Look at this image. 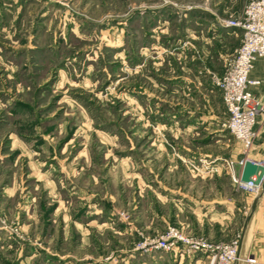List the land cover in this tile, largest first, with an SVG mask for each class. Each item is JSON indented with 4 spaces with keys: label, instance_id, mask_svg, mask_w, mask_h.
Returning <instances> with one entry per match:
<instances>
[{
    "label": "rangeland",
    "instance_id": "374dc122",
    "mask_svg": "<svg viewBox=\"0 0 264 264\" xmlns=\"http://www.w3.org/2000/svg\"><path fill=\"white\" fill-rule=\"evenodd\" d=\"M243 5L35 0L0 22V264H105V222L145 235L160 180L185 189L209 175L232 191L223 161L244 148L214 76Z\"/></svg>",
    "mask_w": 264,
    "mask_h": 264
},
{
    "label": "crops",
    "instance_id": "0c3cea01",
    "mask_svg": "<svg viewBox=\"0 0 264 264\" xmlns=\"http://www.w3.org/2000/svg\"><path fill=\"white\" fill-rule=\"evenodd\" d=\"M34 2L35 0H0V22L4 23V20L9 22L13 17L12 15L20 16L23 3ZM50 2L51 0H42L44 4ZM4 29V27H1L0 31ZM249 76L258 80L257 83L251 84L249 88L261 100L263 109L256 118L254 125L256 136L252 149L248 151V157L253 160H264V56L257 57L254 60ZM250 151H254V153H250ZM232 155L236 157L235 159H239L245 154L239 148L235 149ZM228 176L232 189L229 194L222 191L209 175H203L197 183L194 178H192L189 185L186 181L187 186L185 189L182 187H168L162 185L161 180L158 181L160 183L157 184V190L150 194L159 208H152V213L149 216L146 215L148 220L137 225L138 233H136L146 231L145 235L154 234L163 231L167 225H175L188 234H200L210 239H219L225 237L226 232L238 231L239 258L234 264H252L244 260L249 255L263 261L264 179L263 184H260L261 190L258 193L244 191L247 209L244 211L245 215L242 219L243 190L235 185L229 174ZM165 202L170 203V211L162 210V204H166ZM139 215L138 213L137 217ZM94 220V218H91L88 220L89 222H86L90 223ZM105 223L106 228L110 229L107 241L115 239L110 253L104 257L105 264H208L209 258L204 251L188 252L185 245L180 241L170 249L140 251L136 249L135 242L141 236L136 237L134 240L131 237L132 232H135L134 227L123 225L122 228H116L113 218L108 219ZM0 241L1 247L3 243L2 240ZM89 258L90 263L99 260L98 258L93 259L94 257L91 255H89ZM77 259L71 260V263L76 262Z\"/></svg>",
    "mask_w": 264,
    "mask_h": 264
},
{
    "label": "built area",
    "instance_id": "2783aa9c",
    "mask_svg": "<svg viewBox=\"0 0 264 264\" xmlns=\"http://www.w3.org/2000/svg\"><path fill=\"white\" fill-rule=\"evenodd\" d=\"M225 22L240 28V43L222 74L214 76V83L220 90L227 113L225 124L233 136L241 141L245 155L239 159L224 158L223 167L238 188L258 193L260 184L242 181L240 170L256 136L254 125L257 115L263 109V103L249 88L258 80L251 78L249 73L254 60L264 56V0H244L241 15ZM258 162L264 163V160ZM179 241L188 252L204 251L209 258L208 264H234L239 258V235L230 240H209L185 233L175 225H167L161 232L143 235L135 247L143 252L170 249ZM244 260L264 264V260H258L253 255L246 256Z\"/></svg>",
    "mask_w": 264,
    "mask_h": 264
},
{
    "label": "water",
    "instance_id": "95a60500",
    "mask_svg": "<svg viewBox=\"0 0 264 264\" xmlns=\"http://www.w3.org/2000/svg\"><path fill=\"white\" fill-rule=\"evenodd\" d=\"M240 179L242 181H252L255 184H263L264 163L246 157L241 166Z\"/></svg>",
    "mask_w": 264,
    "mask_h": 264
}]
</instances>
